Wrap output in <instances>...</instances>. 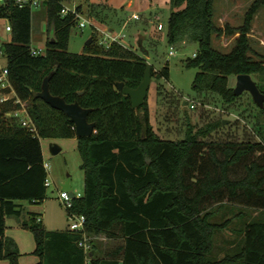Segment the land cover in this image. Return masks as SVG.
Instances as JSON below:
<instances>
[{"label": "trees", "instance_id": "obj_1", "mask_svg": "<svg viewBox=\"0 0 264 264\" xmlns=\"http://www.w3.org/2000/svg\"><path fill=\"white\" fill-rule=\"evenodd\" d=\"M214 3L170 0L168 44L196 45L194 55L184 60L187 68L198 69L196 90L211 91L228 104L237 97L228 87V77L249 74L260 79L256 85L264 93V55L252 51L248 38L264 0L250 3L238 27L217 25ZM62 6L61 0L41 2L55 42L47 37L45 53L38 56L30 53L32 10L19 8L12 0L0 10L12 27L9 42L2 46L8 79L15 96L27 103L35 129L5 115L20 109L18 103H0V260L19 264L18 247L5 235V218L21 214L17 201L37 204L46 197L40 139L75 138L84 188L70 210L85 217L84 233L120 244L102 255L95 246L85 253L78 246L81 232L46 230L39 215L29 213L21 226L33 235L35 264H264L260 218L244 225L236 251L231 249L220 259L214 254L217 234L232 229L235 217L248 210L264 212V134L259 139L239 138L225 133L229 126L216 119L196 132L185 125L184 136L177 140L158 136L150 125L146 99L134 108L116 88L118 82L136 88L149 65L147 59L119 42L96 44L94 33L83 52H69L70 32L78 18L61 15ZM75 11L89 15L87 7L83 12L76 6ZM236 34L228 51L213 47V36ZM149 66L151 78L168 79V62L158 72ZM49 74L52 95L90 109L88 121L95 124L90 136L76 137L66 115L33 97ZM258 112L264 120V104ZM231 209L237 210L231 218L217 220L219 213L226 217Z\"/></svg>", "mask_w": 264, "mask_h": 264}, {"label": "rangeland", "instance_id": "obj_2", "mask_svg": "<svg viewBox=\"0 0 264 264\" xmlns=\"http://www.w3.org/2000/svg\"><path fill=\"white\" fill-rule=\"evenodd\" d=\"M253 0H215L214 21L217 25L229 24L238 27L243 22L244 13ZM66 6L83 5L89 10V15H82L79 21H85L84 27L75 25L70 32L68 51L81 53L86 46L85 43L95 35L96 44L108 45L111 39L106 37L103 30L112 28L118 41L132 50L145 56L149 65L155 71H160L168 62L169 77L154 76L148 88L146 104L148 108L150 125L155 133L165 139L177 140L184 136V126L190 124L192 130L197 131L198 127L208 124L210 121L225 120L224 126L228 131L237 134L239 138L243 135L260 138L264 134V120L259 116L258 107L253 102L249 93L244 92L237 96L231 103H225L222 98L211 91L196 90L193 87V80L198 69L187 68L184 60L192 57L196 45L181 43L179 47L168 44L167 41V19L172 10L170 0H61ZM182 6L175 7L174 10ZM136 14L139 18L132 19ZM163 26L162 30L157 25ZM97 28V30H95ZM45 15L41 8L32 9L31 17V47H45L46 38L49 37ZM233 36H213L212 45L214 48L226 52L233 45ZM9 38L4 33L0 23V39L5 41ZM252 51L264 55V7L255 15L251 29L248 34ZM105 42V43H103ZM172 52L170 54L169 52ZM251 53L254 59L256 55ZM255 83H260L256 75H251ZM236 84V76L228 77V87L232 90ZM179 101V104H178ZM193 106V107H191ZM189 121V122H188ZM186 122V123H185ZM185 123V124H184ZM188 127V126H187ZM213 133L211 136H215ZM43 160L48 164L47 181L49 186L46 189V197L40 205V212L44 220V227L48 230L65 228L67 225L64 206L58 198L59 183L70 178L72 193L80 198L83 196L84 175L80 168L81 159L76 149L75 138H41L40 139ZM56 144L60 151L56 154L50 152V145ZM221 217L218 221L231 218L236 212ZM14 219H9L12 223ZM229 229V228H227ZM227 229L217 234L215 238V250L220 259L222 253L220 247L224 246ZM25 235L32 241V234L29 230ZM90 249L96 247L99 255L115 248L120 241H110L103 235L95 236L85 233ZM31 260L25 256L22 264Z\"/></svg>", "mask_w": 264, "mask_h": 264}, {"label": "water", "instance_id": "obj_3", "mask_svg": "<svg viewBox=\"0 0 264 264\" xmlns=\"http://www.w3.org/2000/svg\"><path fill=\"white\" fill-rule=\"evenodd\" d=\"M49 41L55 42L53 29H50ZM91 43V38L86 41L85 45L88 46ZM51 74L43 79L41 89L38 92L33 93L34 98L43 100L51 108L56 109L66 115L70 122L74 125L76 137H87L93 132L95 124L88 121V114L90 109L81 107L77 102L67 103L64 98L52 95L49 92L48 81ZM151 83L150 66L147 65L144 76L140 84L132 89L124 86L122 82L116 84V88L121 91L124 95L128 96L132 107L136 108L143 104L147 97L149 85ZM247 92L252 97L253 102L258 107H263L264 104V93L260 92L255 81L249 74L236 75V84L233 88V94L239 96L242 93ZM60 151V147L56 144L50 145V152L56 154ZM61 190L69 192L70 197L73 198V193L70 187V178L67 175V179L59 183Z\"/></svg>", "mask_w": 264, "mask_h": 264}, {"label": "built area", "instance_id": "obj_4", "mask_svg": "<svg viewBox=\"0 0 264 264\" xmlns=\"http://www.w3.org/2000/svg\"><path fill=\"white\" fill-rule=\"evenodd\" d=\"M6 1L7 0H0V10L3 9V7L6 4ZM12 1L19 8L28 7L32 10L34 8H40L41 2L43 0H12ZM68 13L74 14L78 18V26L79 27L85 26L84 20L79 21L82 16L75 11V8H68V7L63 5L61 10H60V14L61 15H67ZM131 18L136 20L139 17L136 14H133L131 16ZM0 23H2L4 33L9 36V38L5 41H2L0 39V103L6 102L8 100H13V103H18L20 105V109H17V110H14L12 112H8L5 114L6 116L12 115V116L16 117V116H18L19 112H21V111L26 112L27 103L25 101H21L20 99H18L15 96V93H14V91L11 87L10 81L8 79V69L6 66V56L4 54L2 46H3V43L9 42L12 27H11V24H10L8 18L6 16H2L1 14H0ZM157 29L161 30V29H163V26L161 24H158ZM108 37L111 39V42H119L118 37H116V36H114V37L108 36ZM30 53H31V55H34V56L44 55L45 47H42V48L31 47ZM169 53L172 54L171 51ZM6 89H8V91L4 92V90H6ZM191 107H193V106H191ZM21 124H22V126L29 128L30 131L35 130L34 126L29 122L21 121ZM43 167L46 169L48 167V164L46 162H43ZM44 185L46 187L49 186V182L47 181V178L44 182ZM58 198H59L60 203L64 206L65 210H67V213H66L67 227L66 228L69 231L82 233V239L78 241V246L81 247L85 253H88L91 249H90V245L87 243L85 233H84L85 222H86L85 217L83 215L71 212V210H70L73 206V199L77 198V197L74 195L72 198V197H70L68 191L61 190L59 188Z\"/></svg>", "mask_w": 264, "mask_h": 264}, {"label": "crops", "instance_id": "obj_5", "mask_svg": "<svg viewBox=\"0 0 264 264\" xmlns=\"http://www.w3.org/2000/svg\"><path fill=\"white\" fill-rule=\"evenodd\" d=\"M66 6V5H64ZM76 6H83L81 4L75 5V6H66L68 8H75ZM84 7V6H83ZM86 8V7H85ZM97 30V28H95ZM103 33L105 34L106 37H118V35L113 34L114 31L112 28H107L103 30ZM105 43V42H103ZM146 57V55L144 56ZM14 117V116H12ZM18 122L21 123V121L29 122L27 113L26 112H19L18 116L14 117ZM22 125V124H21ZM44 162V160H43ZM47 170V168H46ZM45 200V199H44ZM43 200V201H44ZM28 203L27 201H17V203L20 205L21 208V214L18 218L16 217H6L5 218V235L11 239H13L18 247L19 250V264H22V261L24 260L25 256H29L31 260L27 262V264H35L38 261V257L34 255V249H35V243L32 235V241L28 238L27 235H25V232H27L28 229H25L21 226L22 222L28 219V214L29 213H35L39 215V219L41 220V223L44 227V220L42 218V214L40 212V205L43 203ZM243 218V219H242ZM260 218L261 220H264V212L260 213L259 211H253V210H248L246 215H243V217H235L233 220V223L230 225V227L233 229H227V235L226 238L223 240V245L220 247V252L223 254L221 258L225 257L227 253L230 252L231 249H236L237 244L239 241L242 239L243 233L242 229L246 223H248L250 220ZM9 219H14V221H11L12 223H8ZM67 227V225H66ZM65 227V228H66ZM65 228H60L56 230H64ZM44 229H46L44 227ZM48 230V229H46ZM52 231V230H49ZM32 234V233H31ZM236 251V250H235ZM0 264H8L6 260H0ZM230 264H241L238 262H230Z\"/></svg>", "mask_w": 264, "mask_h": 264}]
</instances>
